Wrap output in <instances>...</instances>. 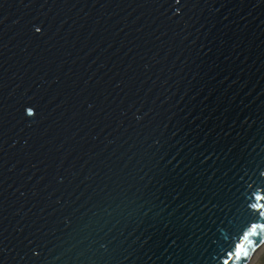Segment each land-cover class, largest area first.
<instances>
[{
  "label": "water",
  "instance_id": "1",
  "mask_svg": "<svg viewBox=\"0 0 264 264\" xmlns=\"http://www.w3.org/2000/svg\"><path fill=\"white\" fill-rule=\"evenodd\" d=\"M263 240L264 0H0V264Z\"/></svg>",
  "mask_w": 264,
  "mask_h": 264
},
{
  "label": "rangeland",
  "instance_id": "2",
  "mask_svg": "<svg viewBox=\"0 0 264 264\" xmlns=\"http://www.w3.org/2000/svg\"><path fill=\"white\" fill-rule=\"evenodd\" d=\"M249 264H264V244L262 249L252 258Z\"/></svg>",
  "mask_w": 264,
  "mask_h": 264
},
{
  "label": "bare ground",
  "instance_id": "3",
  "mask_svg": "<svg viewBox=\"0 0 264 264\" xmlns=\"http://www.w3.org/2000/svg\"><path fill=\"white\" fill-rule=\"evenodd\" d=\"M263 244H264V240L262 241V243L260 244V247H259V249L256 251V253L253 255V257L252 258H254V256L262 249V246H263ZM252 258H251V260H252ZM250 260V261H251ZM249 261V262H250ZM249 262H248V264H249Z\"/></svg>",
  "mask_w": 264,
  "mask_h": 264
},
{
  "label": "snow or ice",
  "instance_id": "4",
  "mask_svg": "<svg viewBox=\"0 0 264 264\" xmlns=\"http://www.w3.org/2000/svg\"><path fill=\"white\" fill-rule=\"evenodd\" d=\"M37 31H38V29H37Z\"/></svg>",
  "mask_w": 264,
  "mask_h": 264
}]
</instances>
